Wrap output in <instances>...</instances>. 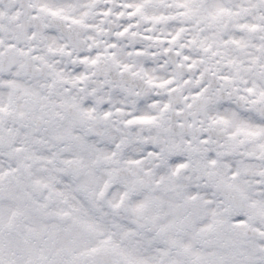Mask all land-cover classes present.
Segmentation results:
<instances>
[{
  "label": "snow or ice",
  "instance_id": "6c2138e0",
  "mask_svg": "<svg viewBox=\"0 0 264 264\" xmlns=\"http://www.w3.org/2000/svg\"><path fill=\"white\" fill-rule=\"evenodd\" d=\"M0 264H264V0H0Z\"/></svg>",
  "mask_w": 264,
  "mask_h": 264
}]
</instances>
